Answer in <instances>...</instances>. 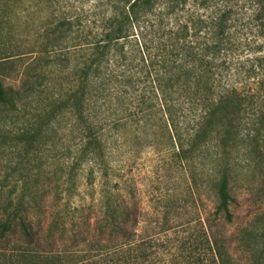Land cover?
<instances>
[{"label":"trees","instance_id":"1","mask_svg":"<svg viewBox=\"0 0 264 264\" xmlns=\"http://www.w3.org/2000/svg\"><path fill=\"white\" fill-rule=\"evenodd\" d=\"M32 102L38 134L55 125L71 140L52 204L0 205V264H224L208 218L175 251L145 230L136 194L111 181L107 145L163 130L191 179L209 161L214 214L230 222L231 164L264 145V0H0V107ZM83 168L87 189L102 174L97 199L79 197Z\"/></svg>","mask_w":264,"mask_h":264},{"label":"rangeland","instance_id":"2","mask_svg":"<svg viewBox=\"0 0 264 264\" xmlns=\"http://www.w3.org/2000/svg\"><path fill=\"white\" fill-rule=\"evenodd\" d=\"M248 6L250 0H232ZM37 102L25 111L9 112L0 107V205L13 199L25 198L27 207L39 213L53 202L54 181L60 174L63 148L70 144L69 132L60 133L55 125L37 133L33 120ZM31 111L27 114L26 111ZM30 134L19 136L28 125ZM163 130L144 133L124 132L108 141L112 183L126 184L136 194L143 212V227L147 232L159 233L165 248L175 251L183 232L201 231V223L208 218L221 247L224 264H264V145L247 144L232 162V213L230 222L218 223L214 214L216 197L212 177L206 174L210 166L206 160L204 171L195 168L194 178L185 164L179 163L162 146ZM30 139H26L28 137ZM87 169L78 176L81 197H99L102 174L93 172V188H85ZM85 198L91 203V197ZM34 200L30 201L29 198ZM76 200L78 198H75ZM30 201V202H29ZM164 249V247L162 248Z\"/></svg>","mask_w":264,"mask_h":264}]
</instances>
